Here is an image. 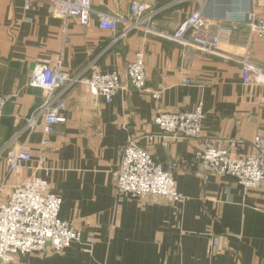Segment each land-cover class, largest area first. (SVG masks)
Returning a JSON list of instances; mask_svg holds the SVG:
<instances>
[{"label":"crops","instance_id":"0c3cea01","mask_svg":"<svg viewBox=\"0 0 264 264\" xmlns=\"http://www.w3.org/2000/svg\"><path fill=\"white\" fill-rule=\"evenodd\" d=\"M51 1L0 0V95H16L0 124V201L31 177L46 180L62 198L59 218L81 240L62 254L18 255L12 264H264V186L245 192L224 175L206 182L195 157L206 142L249 154L254 138L264 136V84L246 85L241 74L244 61L264 69V39L246 21L249 13L264 19V0H92L88 26L57 16ZM133 2L148 7L144 28L125 36L123 25L116 32L99 28L98 14L128 19ZM198 10L210 31H230L216 52L169 38ZM138 52L145 53L146 91L128 85L107 103L74 83L63 94L65 122L49 135L43 118L35 132L26 130L44 101L43 91L29 86L37 65L82 77L96 64L109 74ZM199 105L200 140L163 138L157 109L189 112ZM131 138L157 163L177 167L183 203L117 199L114 173ZM19 152L32 160L12 173L6 160ZM212 237L218 245L210 252Z\"/></svg>","mask_w":264,"mask_h":264},{"label":"built area","instance_id":"2783aa9c","mask_svg":"<svg viewBox=\"0 0 264 264\" xmlns=\"http://www.w3.org/2000/svg\"><path fill=\"white\" fill-rule=\"evenodd\" d=\"M51 5L53 12L61 18H76L85 26L92 22V0H52ZM147 10L146 4L133 2L128 19L100 13L99 28L116 32L123 25L125 36L132 30L145 27ZM203 12H194L169 38L203 52H216L220 38L230 31H210ZM246 21L251 31L264 39V19L249 13ZM241 74L246 85L264 84V69L248 61H244ZM78 82L88 86L107 103H112L128 85L144 92L147 85L145 53H136L135 59L123 70L109 74L101 72L96 64H91L89 75L82 77H71L59 65H37L29 86L42 90L44 101L27 121L26 130L35 132L40 118H43V132L52 134L58 124L66 121L63 116L66 110L63 94ZM185 82L191 83L188 79ZM15 97L14 94L0 95V124L6 105ZM154 97L160 98L159 95ZM204 119L202 105L189 112H166L159 108L154 123L160 128L164 139L200 140ZM43 144H48V141L45 140ZM252 147L253 151L249 154L234 155L226 146L206 142L204 149L195 154L202 167L199 176L206 182L211 176H231L245 192L259 190L264 186V136H256ZM31 160L30 153L19 152L11 153L6 163L10 172L18 173L23 164ZM177 170L174 164L163 166L157 163L152 154L139 145L138 139L131 138L121 149L120 165L114 173L116 197L118 200L132 198L183 203L186 198L178 191L174 177ZM61 206L62 198L52 192L49 182L38 177L27 179L13 189L8 200L0 201V264H12L18 255L62 254L73 244L79 243L80 231L59 218ZM217 245L218 239L212 237L210 252Z\"/></svg>","mask_w":264,"mask_h":264}]
</instances>
